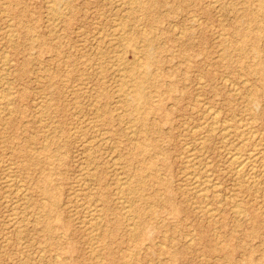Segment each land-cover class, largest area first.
Listing matches in <instances>:
<instances>
[{"label": "rangeland", "instance_id": "1", "mask_svg": "<svg viewBox=\"0 0 264 264\" xmlns=\"http://www.w3.org/2000/svg\"><path fill=\"white\" fill-rule=\"evenodd\" d=\"M53 1L0 0V61L9 60L5 65L0 62V90L6 87L12 94L8 108L5 92L1 95L0 91V109L5 110H0V264H264V195L249 192L234 180L224 149L237 146L247 152L252 145L239 147L235 134L228 139L229 145L217 134L207 135L209 119L204 110L212 107L218 123L228 122L232 132L248 125L253 144H264V103L261 108L249 103V95L264 94V83L246 71V67L264 65V18L258 16L251 24L248 13H257L260 5L264 8V0H220L219 6L208 0H157L159 6L153 11L138 10L129 18L123 17L118 0H68L66 6L60 4L62 17L52 11ZM239 23L260 37L258 45L252 38L242 42L235 36ZM123 29L129 32L130 48L140 52L141 64L145 61L142 39L153 38L156 64L150 65V72L159 80L156 87L146 89L151 105H160V109L148 116L147 152L135 161H128L132 144L127 133L138 131L125 106L115 99L123 78L115 72L114 57L118 53L126 63L133 59L129 49L122 52L120 48ZM252 44L260 50L259 56L252 53ZM140 72L137 68L136 73ZM132 78L129 71L125 93L131 89ZM93 110L106 111L107 116L112 113L116 129L101 120L100 131L91 133L87 122L94 121ZM251 134L245 135L246 141L253 138ZM184 146L199 147L195 151L197 170L207 172L212 183L220 185L217 199H209L210 208L215 209L211 217L196 208L201 204L185 178L189 170L183 164ZM36 156L41 161L33 164ZM82 164L88 170L100 165L104 182V191H100L107 196L104 236L93 241L88 236L93 227L90 216L82 211L86 198L78 191L87 181L79 176L87 170ZM134 172H139L140 180L130 184L132 198L130 194L123 199L132 209L131 218H126L115 203V184L121 176L132 179ZM42 178L49 181L50 196L37 190ZM89 185L98 188L94 181L83 187ZM235 200L245 211L239 219L231 209ZM48 204L55 218L50 220L51 234L43 231L42 223L41 208ZM136 221L141 222L145 236L132 240L127 230Z\"/></svg>", "mask_w": 264, "mask_h": 264}, {"label": "bare ground", "instance_id": "2", "mask_svg": "<svg viewBox=\"0 0 264 264\" xmlns=\"http://www.w3.org/2000/svg\"><path fill=\"white\" fill-rule=\"evenodd\" d=\"M48 1V0H47ZM52 1V0H51ZM209 1V3H211V5H218L219 6V4H220V0H208ZM53 2H55L54 3V5H53V7H51V9H52V11L53 12H55L56 14H57V16H60V17H62V16H64V14H62V12H60V4L61 3H63V4H65V6H66V4L68 3V0H55V1H53ZM117 2H119V4H118V7H120V8H122L123 10H124V12H125V16H123V17H130L132 14H133V12H135V11H142V12H144V13H149V12H151V11H153L155 8H157L158 6H159V4H158V1L157 0H118ZM115 3V2H114ZM45 4H47V3H45ZM44 4V5H45ZM3 5V4H2ZM115 5V4H114ZM260 5V4H259ZM4 6V5H3ZM6 6V5H5ZM217 6V7H218ZM224 6H226V5H224ZM3 8V7H2ZM49 8V7H48ZM46 9V8H45ZM49 10V9H48ZM113 10V9H112ZM223 10V9H222ZM1 11V10H0ZM217 11V10H216ZM257 13H255V12H253L252 10L250 11H248V13H249V21H250V23L252 24V23H254L255 21H256V19L258 18V16H261V17H263L264 18V8H263V6L262 5H260L259 7H258V9H257ZM121 13H122V11H120ZM163 12V11H162ZM2 13H3V11H2ZM5 13V12H4ZM234 14V13H233ZM48 16H49V14H48ZM46 17V16H45ZM122 17V18H123ZM219 16L217 15V18H218ZM6 18V17H5ZM114 17H112L111 19H113ZM192 18V17H191ZM230 18V17H229ZM2 19H4V18H2ZM124 19V18H123ZM55 21L57 20V19H54ZM131 20H133V19H131ZM195 20V19H194ZM199 20V19H198ZM47 21H48V19H47ZM125 21H126V19H125ZM137 21V20H136ZM9 22V21H8ZM10 22L12 23V21H11V19H10ZM62 22V21H61ZM115 22V21H114ZM198 22V21H197ZM16 24V23H15ZM118 24V23H117ZM121 24V23H120ZM53 25H55L54 23H53ZM84 25V24H83ZM122 25V24H121ZM121 25H120V27H121ZM170 25H171V23H170ZM130 26V25H129ZM138 26H140V25H138ZM137 26V27H138ZM142 26V25H141ZM13 27V26H12ZM57 27V26H56ZM173 27H175V26H173ZM8 28V27H7ZM48 28V27H47ZM81 28V27H80ZM113 28V27H112ZM122 28V27H121ZM121 28H119V29H121ZM191 28V27H190ZM9 29H11V28H9ZM53 29H54V27H53ZM60 29V28H59ZM82 29V28H81ZM101 29V28H100ZM109 29H110V27H109ZM116 29V28H115ZM174 29V28H173ZM56 30V29H55ZM80 30V29H79ZM132 30V29H131ZM142 30H143V26H142ZM141 30V31H142ZM9 31V30H8ZM130 31V30H129ZM53 32V31H52ZM98 32V31H97ZM251 30H250V28L249 27H244L243 25H241V23H239L236 27H235V30H234V34H235V36H237V38H240V41H242V42H249V41H251V38L253 39V42L255 43L256 42V44L258 45V39L260 38H258V36H253L252 34H251ZM14 33V32H13ZM53 33H55V32H53ZM128 31L127 30H124L123 29V31H121V37H119V39L121 38V40L122 41H120V44L119 45H121L120 46V48H123L122 49V52H124L125 50L127 51L128 49V51H130V53H131V55H128L127 56V54H125L127 57H129V56H131V57H133V59H132V61L131 62H129V63H126L125 62V60L124 59H126L125 57H124V59H123V57L122 56H117L118 55V53H116L117 55H116V57H114L115 58V64H116V66H117V69L115 68V72L116 73H118L123 79L121 80L122 81V83L121 84H119V86H120V88H119V91H118V95H117V92H115V93H113V94H116L118 97H116L115 99H118V101L119 102H121L124 106H125V108H126V110H127V112H129V115L130 116H132V118H133V124L136 126V129H137V133H139V134H137L136 132H134V130H133V132L131 131V132H129V133H127L128 134V138H130V143L132 144V149H131V151L128 153V161H132V160H138V157H143V156H145L146 155V152H147V149H146V147H147V145L148 144H144V143H146V141L149 139V135H150V127H149V125H148V116L150 115V114H154L155 112H157L159 109H160V105H156V106H152L151 105V102H150V98H149V96L146 94V89H147V87H151V85H153V87H156L157 86V80H158V78L157 77H154V76H152V73L150 72V65H152V64H156V55H155V52H154V49H155V43H154V40H153V38H151V39H149V38H143L142 39V42H143V46H142V49H143V53L142 54H144L145 55V61H144V63H139V59L141 58L140 57V52L137 50V49H135L134 47H132V49L130 48V38H128ZM131 33H132V31H131ZM142 33V32H141ZM50 34V33H49ZM177 34V33H176ZM175 34V35H176ZM179 34V33H178ZM177 34V35H178ZM8 35V34H7ZM6 35V36H7ZM14 35V34H13ZM13 35H12V37H13ZM26 35H28V32H27V34ZM118 35V34H117ZM83 36V35H82ZM94 36V35H93ZM119 36V35H118ZM117 36V37H118ZM217 36H218V34H217ZM221 36V35H220ZM9 37H11V36H9ZM35 37V36H34ZM125 37V38H124ZM36 38V37H35ZM56 38V37H55ZM92 38V37H91ZM9 39V38H8ZM99 39V38H98ZM128 39H129V41H128ZM140 39V38H139ZM218 39V38H217ZM85 40V39H84ZM127 40V41H126ZM101 41H102V38H101ZM9 42H13V39L11 38L10 39V41ZM96 42H97V40H96ZM106 42H108V40L106 41ZM122 42V43H121ZM84 43V42H83ZM109 43H111L110 41L108 42V44ZM127 43H129V44H127ZM238 43H241V42H238ZM99 44V43H98ZM229 44V43H228ZM132 45V44H131ZM255 44H252V48H251V51H252V53L253 54H256V55H258L259 54V51L260 50H258L255 46H254ZM95 46H96V44H95ZM99 46V45H98ZM2 47V46H1ZM1 47H0V49H1ZM89 47H90V45H89ZM141 48V47H140ZM96 49V48H95ZM94 49V50H95ZM100 49V48H99ZM106 49H108V47L106 48ZM91 50V49H90ZM96 51V50H95ZM98 51V50H97ZM96 51V52H97ZM125 51V52H126ZM90 52V51H89ZM96 52H94V53H96ZM99 52H101V51H99ZM113 52H116V51H113ZM221 52V51H220ZM93 53V54H94ZM103 53V51L101 52V54ZM129 53V54H130ZM85 54V53H84ZM105 54V53H104ZM110 54H111V52H110ZM123 54V53H122ZM98 55V54H97ZM125 55H123V56H125ZM259 56V55H258ZM89 58L91 59V57L89 56ZM112 58H113V56H112ZM6 59H7V53H6ZM65 59V58H64ZM111 59V58H110ZM1 60H2V58H1ZM8 60V59H7ZM7 60H5V59H3V61L1 62L2 63V65H5L6 64V61ZM88 60V59H87ZM129 60V59H128ZM263 60V59H262ZM9 61V60H8ZM102 62H104V61H102ZM8 63V62H7ZM107 64H109L110 62H106ZM103 64V63H102ZM257 64V63H256ZM80 65H82V64H80ZM112 65V64H111ZM254 66L255 65H253V66H249V67H246V71H247V73L248 74H250V75H254L255 77H258V79L257 80H260L261 82H263L264 83V65H261V66H259V67H255L254 68ZM113 66H111V68H112ZM1 68V67H0ZM6 68V67H5ZM46 68V67H45ZM68 68H70V67H68ZM89 68H90V66H89ZM137 68H141V72L140 73H136V69ZM1 70H2V68H1ZM50 70V69H49ZM34 71H36V70H34ZM130 71V73H131V76L133 77L132 79H131V81H130V79H129V82L131 83L130 85V91L128 92V93H125V91H126V88H127V86H128V84H127V81H126V75H127V73ZM8 73V72H7ZM113 73V72H112ZM97 74H98V72H97ZM5 75H7V74H3V76H5ZM113 75V74H112ZM2 76V75H1ZM238 76H239V74H238ZM117 77V76H116ZM119 77V76H118ZM153 77V78H152ZM225 77V76H224ZM242 77V76H241ZM2 78V77H1ZM4 78V77H3ZM2 78V79H3ZM197 78H198V76H197ZM64 79H65V77H64ZM67 79V78H66ZM154 79V80H153ZM199 79V78H198ZM222 79H225V78H222ZM227 79V78H226ZM6 80H8V79H6ZM6 80H4V81H6ZM109 80V79H108ZM111 80V79H110ZM115 80V79H114ZM159 81V80H158ZM225 81V80H224ZM230 81V80H229ZM128 82V83H129ZM244 82H245V80H244ZM6 83L7 82H5L4 83V86L6 85ZM118 83V82H117ZM246 83V82H245ZM2 84H3V82H2ZM10 84V83H9ZM9 84L7 83V85H8V87H9ZM114 84V83H113ZM234 84V83H233ZM247 84V83H246ZM6 85V86H7ZM77 85H80V84H77ZM87 86V85H86ZM197 86V85H196ZM80 87V86H79ZM117 87H118V85H117ZM10 88V87H9ZM234 88H235V86H234ZM233 88V89H234ZM63 89V88H62ZM69 89V88H68ZM68 89H66V90H68ZM127 89H129V88H127ZM74 90V89H73ZM97 90V89H96ZM2 93H1V95L3 94V91L5 92V95H4V97H3V100L5 99L6 101H4V102H6L5 104H8V106H6V107H8L9 108V103H10V101H11V95L12 94H10L9 93V89L8 88H6V87H4V90H2V88H1V90H0ZM11 91H12V88H11ZM231 92V91H230ZM66 93V92H65ZM64 93V94H65ZM70 93H72V91H70ZM76 93V92H75ZM121 93V95H119ZM235 93H236V90H235ZM63 94V95H64ZM86 94V93H85ZM247 94H249V93H247ZM71 95V94H70ZM95 95V94H94ZM122 95H123V97H122ZM196 95V94H195ZM42 96V95H41ZM90 96V95H89ZM205 96V95H204ZM250 96V98H249V103H251V104H253V105H259L260 106V108H261V105H263V103H264V101L263 100H261V98L260 97H263L264 98V94L263 95H259L258 93H253L252 95H249ZM2 97V96H1ZM82 97V96H81ZM120 97H122V99H120ZM196 97H198V96H196ZM195 98V97H194ZM39 99V98H38ZM75 99H76V97H75ZM0 100H1V98H0ZM94 101V100H93ZM32 102H33V100H32ZM198 102V101H197ZM263 102V103H262ZM262 103V104H261ZM108 104V103H107ZM203 105H204V103H202ZM113 105V104H112ZM117 105V104H116ZM207 105V103L205 104V106ZM0 106H1V104H0ZM3 106V105H2ZM86 106V105H85ZM191 106V105H190ZM205 106H203V107H205ZM37 108H38V106H36ZM87 107V106H86ZM89 107H92L91 105L89 106ZM202 107V106H201ZM66 108V107H65ZM71 108H73V106L71 107ZM207 108V107H206ZM204 109L205 110V112H206V114L208 115V119H209V123L207 124V126H206V132H207V135H219L220 136V138L222 139L221 141H223V143L225 142V144H228V139L230 138V136L232 135V134H235V136H236V140L235 141H237L238 142V146L239 145H244L245 143H250L251 145H252V148L250 149V150H246L247 152H244V151H241L240 150V148H237V146L236 147H234L233 148V146H232V148H229L228 147V149H226L227 147H225L224 149L225 150H227L226 152H227V154L226 155H228L227 157H228V162L227 163H229V165L232 167V175H233V177H234V180L238 183V184H240V185H242L243 186V188H245L247 191H249V192H253V193H256L257 195L258 194H260V195H264V144L263 145H254L253 144V142H254V135H252L251 133H252V130H251V127H248V125L247 126H243L242 128L243 129H237V128H235V129H237V131L236 132H232L231 131V127L228 125V122L226 123V120L224 119L223 121L226 123V124H219L218 123V117H217V115L218 114H216V112L217 111H213L214 109L212 108V107H208L207 109ZM94 109H96V107L94 108ZM218 109V108H217ZM1 110V112H5V110H3V108L2 109H0ZM3 110V111H2ZM36 110V109H35ZM42 110V109H41ZM119 110V109H118ZM79 111V110H78ZM93 111H95V113H93L94 115H95V118H94V121L93 120H90L91 122H87L88 123V128L91 130V133L92 132H97V131H100L99 129L101 128V126H103L102 125V122H101V120H103V124L105 123V125H110L112 128H113V130L114 129H116L115 128V117L113 116V114L111 113L110 114V116H107V114H106V111H101V112H98L99 111V109H98V111H96V110H93ZM77 112V111H76ZM204 112V113H205ZM219 112V111H218ZM2 114V113H1ZM206 114H205V116H206ZM39 116V115H38ZM75 116V115H74ZM88 116V115H87ZM202 116V115H201ZM2 117V116H1ZM6 117V116H5ZM84 117V116H83ZM82 117V118H83ZM204 117V116H203ZM243 117H246V116H243ZM53 119V118H52ZM79 119V118H78ZM118 119H119V117H118ZM128 119V118H127ZM240 119V118H239ZM39 121H37L38 123L40 122V119H38ZM130 120V119H129ZM202 120V119H201ZM1 121H3V120H1ZM44 121H45V119H44ZM79 121V120H78ZM93 121V122H92ZM131 121H132V119H131ZM239 121H241V119L239 120ZM238 121V122H239ZM77 122V121H76ZM85 122H86V120H85ZM84 122V123H85ZM241 122H243V120L241 121ZM249 122V121H248ZM254 122V121H253ZM56 123V122H55ZM206 123V122H205ZM204 123V124H205ZM230 123V122H229ZM113 124H114V127H113ZM127 124V123H126ZM203 124V125H204ZM249 124V123H248ZM77 125V124H76ZM81 126V125H80ZM85 126V125H84ZM87 126H85V127H87ZM195 126H196V124H195ZM194 126V127H195ZM84 127V128H85ZM125 127V126H124ZM128 127H131L130 125L128 126ZM61 128V127H60ZM151 128H152V126H151ZM196 128V127H195ZM198 128V127H197ZM197 128L195 129V130H197ZM74 129H75V127H74ZM77 129H78V127H77ZM76 129V130H77ZM83 129V128H82ZM132 129V128H131ZM153 130V129H152ZM193 130H194V128H193ZM67 131H69V130H67ZM74 131V130H73ZM102 131V130H101ZM109 131V130H108ZM262 131V130H261ZM260 131V132H261ZM72 132V131H71ZM77 133V132H76ZM99 133H102V132H99ZM142 133H143V136H141L142 135ZM205 133V132H204ZM248 134H251L252 136H253V138H251V139H248V141H246L247 139H245V135L247 136ZM254 134V133H253ZM99 135H101V134H99ZM259 135H261V134H259ZM258 135V136H259ZM45 136V135H44ZM82 136V135H81ZM80 136V137H81ZM90 136H91V134H90ZM79 137V136H78ZM92 137V136H91ZM97 137V136H96ZM126 137V138H127ZM84 138V137H83ZM93 138V137H92ZM95 138V137H94ZM2 139V138H1ZM90 139V138H89ZM107 139V138H106ZM87 140V139H86ZM93 139H90L89 140V142L91 143V141H92ZM108 140V139H107ZM195 140V139H194ZM258 139H256L255 141H257ZM101 141H103V138H101ZM182 141V140H181ZM199 142H200V140H198ZM208 141V140H207ZM230 141V140H229ZM234 141V142H235ZM43 142H44V140H43ZM42 142V143H43ZM81 142V141H80ZM87 142H88V140H87ZM85 143V144H88L89 145V142L88 143ZM112 141L110 140V143H111ZM184 142V141H183ZM220 142V141H219ZM231 142V141H230ZM229 142V144H231ZM233 142V143H234ZM99 143V142H98ZM109 143V144H110ZM190 143V142H189ZM185 144V143H184ZM186 144H188V143H186ZM201 144V143H200ZM228 144V145H229ZM256 144V143H255ZM43 145V144H42ZM82 145H84L83 144V142H82ZM190 145V144H189ZM194 145V144H193ZM45 146V145H44ZM43 146V147H44ZM46 147V146H45ZM81 147V146H80ZM88 147V146H87ZM156 147V146H155ZM185 148H184V155H185V157H184V162L185 163H183L184 164V166L186 165V168L189 170V172H187V173H185V178H186V180L188 181V183H189V186H190V190H191V193H192V195L194 196V197H196L197 198V200L200 202V206L199 207H196L197 209H199V211L201 212V213H203L204 215H206L207 217H211L213 214H212V212H214L215 211V209L214 210H212L211 208H210V205H211V203L209 202V199H217V188H219L220 187V183L218 184L219 185V187H217L214 183H212L213 181H212V179L210 178V175H208L207 174V172L205 173V175L203 174V173H201V172H199L197 169V165H198V159H197V157H196V154H195V151L199 148V147H191V146H184ZM219 147V146H218ZM240 147V146H239ZM248 147V146H247ZM90 148V147H89ZM1 149V148H0ZM112 149V148H111ZM200 150H202L201 148H200ZM91 150H89V149H87V151L86 152H90ZM114 151V150H113ZM82 152V151H81ZM86 152H82L81 153V155L82 154H85ZM100 152V151H99ZM118 153V152H117ZM7 154V153H6ZM87 154V153H86ZM85 154V155H86ZM92 154V153H91ZM180 154V153H179ZM110 155V154H109ZM225 155V156H226ZM86 156H88V155H86ZM90 156V155H89ZM88 156V157H89ZM217 156V155H216ZM87 157V158H88ZM199 157V156H198ZM86 158V159H87ZM113 158H115V156L113 157ZM202 158V157H201ZM43 159H45V160H47L48 159V157L45 155L44 157H43ZM49 159H50V157H49ZM89 159V158H88ZM93 159V158H92ZM92 159H90V160H92ZM82 160H85V158H83ZM111 160V159H110ZM114 160V159H113ZM41 161V158H39V157H37L36 156V158L35 157H33V160H32V163L33 164H35V162H40ZM93 161V160H92ZM112 161V160H111ZM87 162V161H86ZM88 163V162H87ZM95 163H96V160H95ZM110 163V162H109ZM226 163V164H227ZM4 164V163H3ZM84 164H85V161H84ZM113 164H114V161H113ZM91 165V164H90ZM96 165V164H95ZM224 165V164H223ZM9 165H7L6 167H8ZM77 166H80L79 164L77 165ZM82 166H83V168L84 167H86L87 168V170H86V168H85V170L86 171H83L82 173H81V175H79V176H81V179H87V181H84V182H92V181H94V183H96V186H98V188H97V190H96V188L94 189V188H92V186H90L89 185V187L88 188H85L86 186H85V184L86 183H82V185H79V183L77 184V186L79 185L80 186V188L78 189V191H83L84 193H83V196H85V198H86V204H85V202H84V204H83V207L85 206V208H83L82 209V211H86L87 213H88V215L90 216V219L89 220H91V224H92V228L90 229L91 231H90V234L88 235V236H90V238L89 239H91L92 241L93 240H98V239H100V238H102V236H104L103 234H102V220H103V218H104V216H105V214H104V210H105V208H106V205H107V196H106V193L105 192H101L100 191V188H101V190L102 191H104V188H103V184L102 183H104L103 181H102V175H101V173H99L100 171V169H101V167H100V165H97L95 168H90V170H88V167H87V165H83L82 164ZM89 166V165H88ZM114 166L116 167V166H119V164L117 165V164H114ZM121 166V165H120ZM197 166V167H196ZM81 167V166H80ZM90 167V166H89ZM113 167V166H112ZM200 167V166H199ZM202 167V166H201ZM204 168V167H203ZM117 168H115V170H116ZM129 169V168H128ZM183 169V168H182ZM202 169V168H201ZM6 170V169H5ZM4 170V171H5ZM113 170H114V168H113ZM120 170V169H119ZM118 170V171H119ZM180 170V169H179ZM183 170H185V169H183ZM4 171H3V173H4ZM82 171V170H81ZM118 171H117V173L116 174H118ZM181 171V170H180ZM202 171V170H201ZM223 171V170H222ZM6 172V171H5ZM116 172V171H115ZM121 173H123V172H121ZM214 173V172H213ZM7 174H9V172H8V170H7ZM7 174H5V175H7ZM78 175V174H77ZM120 175V174H119ZM122 175V174H121ZM6 177V176H5ZM9 176H7L6 178H8ZM14 177V176H13ZM12 177V178H13ZM129 176H125V177H119V182L118 183H116L115 184V186H116V198H115V203L116 204H119L120 205V209H121V211L123 212V215H124V217H128L129 216V218H131L130 217V215H131V212H132V209H131V206L130 205H128V200L125 202V200L123 201V199H125V198H128V196L131 194V198H132V188H131V186H130V184H131V182H132V180H133V182L134 183H139V180H140V176H139V172H134V173H132V179H130V178H128ZM10 179H12L11 177H9ZM78 178V177H77ZM113 178V177H112ZM117 178H118V175H117ZM116 178V179H117ZM3 179H5V178H3ZM75 179V178H74ZM79 179V178H78ZM81 179H79V180H81ZM1 180V179H0ZM77 180V179H76ZM83 180H82V182H83ZM89 180V181H88ZM117 180V181H118ZM17 181H19V180H17ZM21 181V180H20ZM20 181H19V183H20ZM9 182H11L10 180H9ZM16 182V181H15ZM108 183V182H107ZM187 183V184H188ZM231 183H232V181H231ZM69 184H71V183H69ZM73 184V183H72ZM81 184V183H80ZM1 185V184H0ZM7 185H9V183L7 182ZM14 185H15V183H14ZM83 185L85 186V187H83ZM111 185V184H110ZM21 186V185H20ZM71 186V185H70ZM4 187H6V186H4ZM90 187H91V189H90ZM217 187V188H216ZM7 188V187H6ZM21 188V187H20ZM23 188V187H22ZM78 188V187H77ZM225 188V187H224ZM20 190V189H19ZM37 190L40 192V193H42L43 195H46V196H50L51 195V193H52V191H51V188H50V184H49V181H48V179L47 178H42V180H41V185H40V187H38L37 186ZM68 190V189H67ZM14 191H16V189H14ZM18 191V190H17ZM16 191V192H17ZM71 191V190H70ZM10 192V191H9ZM19 192V191H18ZM17 192V193H18ZM25 192V191H24ZM24 192H23V194H24ZM75 193L77 192V191H74ZM98 192V193H97ZM78 193V192H77ZM82 193V192H81ZM135 193V192H134ZM230 193H231V191H230ZM5 194H6V192L3 194V196H5ZM7 194H8V192H7ZM16 194V193H15ZM23 194H21V195H23ZM72 194V193H71ZM161 194V193H160ZM11 195V194H10ZM77 195V194H76ZM219 195V194H218ZM255 194H253V196H254ZM75 196V195H74ZM225 196V195H224ZM230 196V195H229ZM228 196V197H229ZM237 197V196H236ZM242 197V196H241ZM258 197V196H257ZM32 198V197H31ZM78 198V197H77ZM264 198V197H263ZM262 198V199H263ZM8 199V198H7ZM24 199V198H23ZM25 199H26V197H25ZM76 199V198H75ZM224 199H226V197L224 198ZM6 200V199H5ZM11 200H13L12 198H11ZM14 200H16V199H14ZM44 200V199H43ZM42 200V201H43ZM229 200H230V197H229ZM231 200H233V199H231ZM83 201V200H82ZM220 202H221V200H219ZM240 201V200H239ZM5 202V201H4ZM20 202V201H19ZM18 202V203H19ZM214 202H218L217 200H215ZM79 203V202H78ZM239 203H241V202H239ZM236 200L235 201H233V203H232V206L233 207H231V209H232V211H233V215H234V217H237L238 219L239 218H242L243 217V215H244V210H243V208H242V206L239 204ZM3 204H5V203H3ZM7 204H8V202H7ZM12 204H13V201H12ZM22 204V203H21ZM20 204V205H21ZM221 204V203H220ZM219 204V205H220ZM10 205H11V203H10ZM14 205H16V203L14 204ZM14 205H13V208H14ZM23 205V204H22ZM21 205V206H22ZM64 205V204H63ZM151 205V204H150ZM258 205V204H257ZM261 205V204H260ZM264 205V204H263ZM30 206V205H29ZM9 207V206H8ZM11 207H12V205H11ZM10 207V208H11ZM23 207V206H22ZM28 207V206H27ZM26 207V208H27ZM78 207V206H77ZM263 207V209H264V206H262ZM79 208H80V206H79ZM230 208V207H229ZM15 209V208H14ZM42 211H43V213H44V216H45V218H43V231L45 232V233H47V234H51L52 233V226H51V224H50V220H51V222H52V219L54 218L53 216H52V214H51V208L49 207V204L48 205H46V206H43L42 208ZM68 209H70V208H68ZM74 210H75V208H73ZM77 209V208H76ZM81 209V208H80ZM86 209V210H85ZM12 210V212H13V209H11ZM134 210V209H133ZM16 211V210H15ZM85 212V213H86ZM11 213V212H10ZM32 213V212H31ZM75 213V212H74ZM85 213H81V214H85ZM134 213H135V211H134ZM17 214H19V213H17ZM20 214H24V213H20ZM19 214V215H20ZM136 214V213H135ZM11 215H13V214H11ZM15 215V214H14ZM34 215V214H33ZM36 215V214H35ZM82 215V216H83ZM7 216V215H6ZM87 216V215H86ZM88 216V217H89ZM112 216V215H111ZM8 217V216H7ZM7 217L5 218V219H7ZM10 217V216H9ZM16 216H14V218H15ZM29 217V216H28ZM84 217H85V215H84ZM81 218L82 217H80L79 219H80V221H81ZM129 218H128V220H129ZM12 219H13V216H12ZM55 219V218H54ZM84 219V218H83ZM87 219V218H86ZM238 219H236L237 221H238ZM8 220V219H7ZM20 220V219H19ZM19 220H17L16 219V221H19ZM75 220H76V218H75ZM88 221V220H87ZM7 222H9V220L7 221ZM11 222V221H10ZM9 222V223H10ZM23 222H26V221H23ZM33 222V221H32ZM90 222V221H89ZM261 222L263 223L264 222V219H261ZM17 222H15V224H16ZM19 223V222H18ZM6 224V223H5ZM11 224H12V222H11ZM79 224V223H78ZM84 224H86V223H84ZM89 224V223H88ZM82 225V224H81ZM87 225V224H86ZM90 225V224H89ZM16 226H20V223L17 225L16 224ZM142 225H141V222L140 221H136L135 223L134 222H132V224L129 226L130 228L127 230L128 231V235H129V237L132 239V240H136V239H138V238H140V237H144L145 235H144V231H143V229H142V227H141ZM21 227H23V226H21ZM8 229H10V228H8ZM19 229V228H18ZM18 229H15V230H17L18 231ZM20 229H22V228H20ZM86 231H89V230H86ZM20 232V231H19ZM15 233V232H14ZM13 233V234H14ZM20 234V233H19ZM15 235H17V234H15ZM14 235V236H15ZM217 235V234H216ZM5 236V235H4ZM20 239H21V237H20ZM19 239V240H20ZM6 241L8 240V239H5ZM23 240V239H22ZM21 240V241H22ZM17 242H20V241H17ZM97 242V241H96ZM24 244V243H23ZM19 245V244H18ZM17 246V245H16ZM90 246H91V244H90ZM22 247V246H21ZM93 247H94V245H93ZM110 249H112L111 248V246H108ZM43 248V247H42ZM95 248V247H94ZM55 256H56V254H55ZM54 256V257H55ZM18 257H20V256H18ZM227 258H228V256H226ZM38 258V257H37ZM56 258V257H55ZM46 259V258H45ZM102 259V258H101ZM100 259V260H101ZM25 260V259H24ZM50 264H56L55 262H51Z\"/></svg>", "mask_w": 264, "mask_h": 264}]
</instances>
